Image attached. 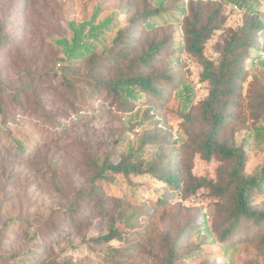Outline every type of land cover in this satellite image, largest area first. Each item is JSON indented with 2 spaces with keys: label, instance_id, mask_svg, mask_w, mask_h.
<instances>
[{
  "label": "rangeland",
  "instance_id": "obj_1",
  "mask_svg": "<svg viewBox=\"0 0 264 264\" xmlns=\"http://www.w3.org/2000/svg\"><path fill=\"white\" fill-rule=\"evenodd\" d=\"M160 1L0 0V26L2 35L7 37L0 45V78L11 93H20L32 86L35 73L53 74L67 65L61 60L58 40L71 38L70 23L91 19L99 4L104 10L97 23L115 18L106 43L99 47L101 53L105 46L113 44L119 29L131 25L137 11L147 4L156 7ZM191 1L167 0L168 11L154 18L155 29L140 25L136 50L155 36H173L184 47L186 14L180 8L185 5L188 9ZM198 1L212 9L222 7L228 28L236 29L243 23L244 12L231 3L194 0ZM225 37L223 30L214 34L207 45L208 56H218L215 44ZM261 39L264 41V37ZM173 57H180L178 64H172H177L176 70L193 88V100L198 103L209 92V84L200 80V64L185 51ZM129 59L124 61L128 63ZM262 61L251 69L244 84L237 108L239 119L233 124L237 142L252 134L249 173L259 171L264 161V130L261 138L255 135L256 126L264 129V115L261 113L262 119L256 120L254 107L256 97L264 94ZM85 66L82 63L83 74ZM80 78L81 75L74 78L77 92L59 76L50 80L54 91L42 97L51 116L43 114L27 96H21L15 105L5 95L4 111L12 113L0 114V264H46L55 257L74 264H165L169 248L164 242L166 236L172 240L179 236L177 264H264V250L258 239L244 237L236 241L235 247L227 248L214 230L188 229L190 224L200 226L203 219L210 227L221 219L217 206L221 200L211 196L208 189L202 188L188 197L173 192L149 174L116 175L112 182L104 184L101 200L79 195L81 189L87 192L93 187L94 172L88 165L91 155L101 159L111 156L119 162L137 152L143 138L156 128L171 133L177 145L181 144L180 137H187L181 115L183 99L178 92L173 91L163 107L148 116L147 110L154 109V104L138 102L133 111L121 112L111 106L106 91L98 93L90 82H78ZM80 89H85L84 93ZM15 107L20 110L13 112ZM57 109L61 112L55 118ZM157 121L161 123L156 125ZM17 141L24 144V150ZM159 147L158 143L148 144L142 158L151 159ZM219 164L197 157L193 172L216 178ZM114 220L122 232L121 238L104 243L91 240L107 233Z\"/></svg>",
  "mask_w": 264,
  "mask_h": 264
},
{
  "label": "trees",
  "instance_id": "obj_2",
  "mask_svg": "<svg viewBox=\"0 0 264 264\" xmlns=\"http://www.w3.org/2000/svg\"><path fill=\"white\" fill-rule=\"evenodd\" d=\"M224 1L244 12L243 23L236 29L227 27V17L222 7L217 5L212 9L209 4L193 0L188 9L185 5L180 8L186 14L183 24L184 47L182 43H176L173 36H155L137 51L134 43L140 25L144 29H155L154 18L168 11L167 0H161L156 7L147 4L142 11H137L131 19V25L119 29L113 44L105 46L101 53H98L99 47L106 43L105 37L111 32L115 18L109 17L97 23L98 16L104 10L103 4H99L91 19L70 23L73 33L71 38L63 37L58 40L62 48L61 60L67 61V65L60 66L53 74L35 73L33 82H30L32 86L28 85L27 90L20 93H11L6 81L0 78V114L9 116L12 113L11 110L4 111L3 103L8 94L15 105L20 103L22 97L27 96V100L31 99L36 103L43 114L51 116L52 111L45 108L42 96L54 91V84L50 80L58 76L68 88L77 92L78 85L74 78L81 75L82 79H78V82H90L98 93L106 91V98L110 99L111 106L121 112L133 111L138 102L154 104V109L147 110L148 116L151 111L160 110L173 91L178 92L183 99L181 115L187 133V137L179 138L181 144L177 145V140L172 139L171 133H163L156 128L143 138L139 152L122 157L119 162H114L111 156L101 159L91 155L88 165L94 172L93 187L87 192L86 189H81L79 195L101 200L104 184L112 182L116 175L131 177L149 174L162 181L173 192L188 197L205 188L211 196L221 200L217 206L218 215L222 217L212 227L203 219L200 226L190 224L188 229L196 232L214 230L219 234V241L227 243V248L235 247L236 241L244 237L258 239L264 247V161L256 173L247 171L252 134H248L239 143L233 129L234 121L239 119L237 108L244 84L251 69L259 60L264 59V41L261 39L264 37V0ZM2 30L3 27L0 26V45L7 38L2 35ZM219 30L225 31L226 37L215 44L218 56L213 58L207 55L206 49ZM183 51L197 60L202 69L200 80L209 84L208 94L198 103H194L193 88L176 70L180 57L173 56ZM128 59V63L124 61ZM84 62L87 66L83 74L81 70ZM173 62L177 64L174 65ZM261 63L264 65V61ZM113 70L114 75H111ZM80 90L84 93L85 89ZM254 107L255 119L260 121L262 114L264 115V94L256 97ZM18 110L20 108L15 107L13 112ZM60 112L61 109H57L53 116L56 118ZM65 112L64 110L63 113ZM158 123L161 122L157 121L155 124ZM263 130L256 126V137L261 138ZM17 142L24 150V144ZM156 143L160 146L158 153L151 159H143L141 153L144 148ZM197 157L207 162H220L216 178L194 174ZM78 208L79 206L75 208V212ZM121 235L117 221L114 220L107 233L91 240L104 243L121 238ZM178 237L176 240L169 236L164 238L169 247L165 264H177ZM46 264L74 263L55 257Z\"/></svg>",
  "mask_w": 264,
  "mask_h": 264
},
{
  "label": "built area",
  "instance_id": "obj_3",
  "mask_svg": "<svg viewBox=\"0 0 264 264\" xmlns=\"http://www.w3.org/2000/svg\"><path fill=\"white\" fill-rule=\"evenodd\" d=\"M236 8H237V6H236ZM262 56L264 57V52H263V55Z\"/></svg>",
  "mask_w": 264,
  "mask_h": 264
}]
</instances>
